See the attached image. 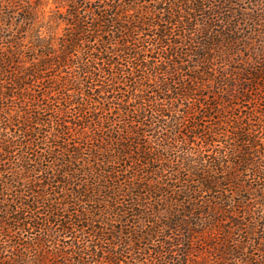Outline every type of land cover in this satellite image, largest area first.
Wrapping results in <instances>:
<instances>
[{"label":"trees","instance_id":"obj_1","mask_svg":"<svg viewBox=\"0 0 264 264\" xmlns=\"http://www.w3.org/2000/svg\"><path fill=\"white\" fill-rule=\"evenodd\" d=\"M50 1L0 0V264H264L261 5Z\"/></svg>","mask_w":264,"mask_h":264},{"label":"rangeland","instance_id":"obj_2","mask_svg":"<svg viewBox=\"0 0 264 264\" xmlns=\"http://www.w3.org/2000/svg\"><path fill=\"white\" fill-rule=\"evenodd\" d=\"M140 0H138V2H139ZM147 1H149V0H147ZM227 1H229V0H216L212 5H211V7H213V9H215L216 11H215V14H213L214 15V18H212V16L210 17V19L208 20V22L209 23H212L211 24V26H214V28L211 30L212 32L214 31V32H217V31H219L220 30V27H221V25H222V23H221V19L223 18V16L225 15V14H230V15H233L234 13H239V12H241V11H246V12H252L253 10H256V9H258V5H261V9L264 11V0H237L236 2H234V4H232V5H229L228 4V2ZM49 3H51L43 12V14H41L42 16H41V19H44V20H47L48 18H49V16L51 15V9H53L54 8V6H53V4H52V0L49 2ZM151 4H154V3H152V1L150 2ZM80 4V6H81V8H80V10H81V13H82V16H84V10H83V5H82V3H79ZM146 7H147V5H145ZM92 8H94V5H92ZM208 9L209 8H206L205 9V12L204 13H199V15H197V24H200L202 21H204V20H206V17H207V15H209V11H208ZM13 10V9H12ZM4 12H7V9L6 10H3ZM49 12V13H48ZM216 12H218V13H216ZM212 13V12H211ZM240 14V13H239ZM212 15V14H211ZM92 17L93 16H88L87 17V19H86V21L85 22H89L88 24H90V22L92 21ZM262 21H264V18H262ZM262 21H260V23H262ZM196 23V22H195ZM264 23H262V25H263ZM87 26H89V25H87ZM2 27H0V35L2 36V38L0 39V46H4V44L7 42V39L9 38V33H2L1 34V32H2V29H1ZM63 28H64V26L62 25V27H60L59 28V30H60V32H59V34H61L62 33V31H63ZM86 28V27H85ZM255 28H258V27H255L254 25H253V23H251V22H249V21H246V22H244V23H241L240 24V27H239V32H240V38H242L243 36H248V35H250L251 34V31H253ZM261 29H262V27H261ZM90 37V36H89ZM89 39H92L91 37L89 38ZM254 41H257V42H254ZM259 41H260V39H259V37L258 36H256L255 38H253V44L255 45V48H257V50H260V45H259ZM88 45H90V46H94V45H98L95 41H93V39H92V42H88V43H85L82 47H87ZM1 48V47H0ZM238 49H239V52L241 53V57H245V56H248V55H250V53L249 52H247V51H245L242 47H238ZM241 57H239L238 56V59H241ZM258 59H261L262 58V54H259L258 55ZM262 98H264V97H262ZM237 104V103H236ZM241 106H242V104H241ZM242 108V107H241ZM245 110V109H244ZM241 111L242 110H240V109H238V108H236V109H234L233 111H232V113L233 114H235V115H240V113H241ZM245 113H243V115H244ZM225 114H223V115H221V116H217V117H219V118H222L223 116H224ZM100 116V115H99ZM95 118H97L98 116L96 115V116H94ZM216 117V116H215ZM1 127H0V132H1ZM16 152H15V157L16 158H18L22 153H20V149H16L15 150ZM27 158H29V159H31L32 161H29L28 162V166H33V165H36L35 164V162H34V160L35 159H37L38 158V155H37V153H35L34 151H30L28 154H27ZM83 158L84 159H86L87 158V155L86 154H84L83 155ZM234 159L232 158V159H230L229 161H233ZM40 165V164H39ZM38 165V166H39ZM41 165L43 166V169L45 168V167H47L48 166V163H46V161H42V163H41ZM80 165H82V163H80ZM79 165V166H80ZM38 166H36V167H38ZM78 165H76V164H74V165H72L71 166V170H77L78 168H80ZM39 168H40V166H39ZM72 173V172H71ZM248 180V178L246 179V178H244V181H247ZM194 186V185H193ZM195 195V194H194ZM196 195H198L200 198L199 199H203V198H206L207 196H205L206 195V193H204V192H200L199 194H196ZM227 195H230L229 193H227ZM10 198V197H9ZM8 204H10V202L8 203ZM80 207H82V208H84V209H86V210H90V211H93L95 214H99L100 213V209H101V206H100V203H84L83 204V206H80ZM81 208V209H82ZM43 211L42 210H40L39 211V217H45V214L43 213ZM60 214H62V213H60ZM63 215V214H62ZM67 219L66 218H59L58 219V221H62V222H64V221H66ZM84 225H86L85 223H84ZM84 225H82V223H80L79 224V227H80V229H81V227L82 226H84ZM88 225H89V227H87V228H85V230L86 231H88L89 233L92 231V229L95 227L97 230H99V232H101L102 230L101 229H103V227H104V225L102 224V221H100V220H95L94 221V223L92 224L91 222H89L88 223ZM128 229V228H127ZM127 229H125V230H127ZM34 234H35V231H28V232H25L24 233V237L25 238H28V237H34ZM79 236V235H78ZM85 236H87V235H85ZM67 240H69V239H67ZM142 247H143V245H142ZM254 253H256L257 254V252H254ZM149 261V260H148Z\"/></svg>","mask_w":264,"mask_h":264}]
</instances>
